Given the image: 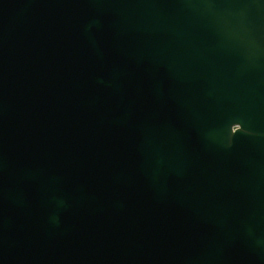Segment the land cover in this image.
Segmentation results:
<instances>
[{"label":"water","instance_id":"95a60500","mask_svg":"<svg viewBox=\"0 0 264 264\" xmlns=\"http://www.w3.org/2000/svg\"><path fill=\"white\" fill-rule=\"evenodd\" d=\"M0 264H264V0H0Z\"/></svg>","mask_w":264,"mask_h":264}]
</instances>
